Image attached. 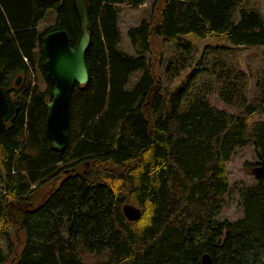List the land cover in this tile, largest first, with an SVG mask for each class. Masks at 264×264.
I'll return each instance as SVG.
<instances>
[{"label": "trees", "instance_id": "16d2710c", "mask_svg": "<svg viewBox=\"0 0 264 264\" xmlns=\"http://www.w3.org/2000/svg\"><path fill=\"white\" fill-rule=\"evenodd\" d=\"M145 1L88 0L89 79L72 89L68 143L56 151L45 133L53 83L41 42L46 31L64 28L75 45L72 1L0 0L1 83L8 94L0 130V235L8 241L14 226L24 232L13 264H203L205 252L210 264H264V179L237 189L239 218H218L230 192L231 155L252 144L264 159V116L251 120L264 112V74L248 100L245 71L218 67L219 95L239 106L231 112L187 94L195 68L163 93L147 57L157 37L181 52L190 50L189 35L264 46V12L243 0H153L149 15L127 29L133 52H124L120 5ZM48 11L53 23L42 33L37 26ZM184 65L169 58L164 73L173 79ZM29 67L44 86L28 80L9 87L8 73ZM10 90L21 95L12 99ZM125 201L141 207L136 220L123 215ZM8 256L0 247V264Z\"/></svg>", "mask_w": 264, "mask_h": 264}, {"label": "rangeland", "instance_id": "374dc122", "mask_svg": "<svg viewBox=\"0 0 264 264\" xmlns=\"http://www.w3.org/2000/svg\"><path fill=\"white\" fill-rule=\"evenodd\" d=\"M153 0H146L139 5L121 4L118 12V26L120 29L119 48L124 52H133L127 29L137 25L143 17L149 15L152 8ZM244 3L257 7L264 12V0H243ZM237 13L235 14V18ZM53 23V12L48 11L43 19L38 23L37 29L40 32L50 27ZM52 30V29H51ZM47 32V31H46ZM191 41L189 51H182L168 41L161 38H155L153 48L147 53L150 58L151 69L159 77L160 82L158 88L163 93H167L168 88L172 89L182 82L186 81L190 71L196 69V74L191 78L187 94H202L214 105L226 108L228 111L236 112L239 106H229L219 95L221 82L218 80V67L221 65L224 69L230 67L237 71H245L246 85L245 94L248 98L256 91V80H262L264 74V46H233L223 39L216 38H199L196 35L188 36ZM38 57V56H37ZM183 58L185 60L184 68L173 79L169 78L164 73V66L167 59ZM11 76V84L9 87L18 86L14 83L17 74L22 76L19 83L31 81L32 84L42 88L44 82L42 76L37 72L35 67H29L28 71L17 72L16 75L8 73ZM8 75V76H9ZM140 75V69L134 71L128 81V86H131ZM244 83V79H243ZM12 99H17L21 94L10 90L9 93ZM264 116V112L252 115V119H259ZM259 159L254 151L252 144H246L241 148H237L226 162L227 176L230 184V192L225 195V204L218 213L220 220L228 219L235 220L242 215V210L238 200L237 189L245 184L253 183L259 176L255 175L253 168L259 166ZM259 163V164H257ZM71 169L66 168L63 173H67ZM61 173V175H63ZM2 181H0L1 189ZM48 190V186L37 190V198L43 197V192ZM0 235V247L5 253H9L8 259L4 264H13L16 258V253L19 252L23 241L24 232L17 226H14L9 234L8 241Z\"/></svg>", "mask_w": 264, "mask_h": 264}, {"label": "water", "instance_id": "95a60500", "mask_svg": "<svg viewBox=\"0 0 264 264\" xmlns=\"http://www.w3.org/2000/svg\"><path fill=\"white\" fill-rule=\"evenodd\" d=\"M77 16L79 34L75 45L71 44L68 32L64 28H55L42 35L44 66L53 87L46 102L45 133L51 141L52 149L63 151L68 143L67 125L69 120L70 98L74 85L85 84L89 79L86 50L91 35L88 30V0H71ZM3 71L0 68V130L6 126L3 115L8 105L7 93L2 85ZM21 75L15 79L19 84ZM14 117H12L13 120ZM255 175L264 179V159L253 168ZM123 215L130 221L141 215V207L125 201ZM203 264H210L211 257L205 252L201 256Z\"/></svg>", "mask_w": 264, "mask_h": 264}, {"label": "bare ground", "instance_id": "6f19581e", "mask_svg": "<svg viewBox=\"0 0 264 264\" xmlns=\"http://www.w3.org/2000/svg\"><path fill=\"white\" fill-rule=\"evenodd\" d=\"M7 92V91H6ZM7 96H8V94H7Z\"/></svg>", "mask_w": 264, "mask_h": 264}, {"label": "flooded vegetation", "instance_id": "af4514ba", "mask_svg": "<svg viewBox=\"0 0 264 264\" xmlns=\"http://www.w3.org/2000/svg\"><path fill=\"white\" fill-rule=\"evenodd\" d=\"M257 164H259V163H257Z\"/></svg>", "mask_w": 264, "mask_h": 264}]
</instances>
